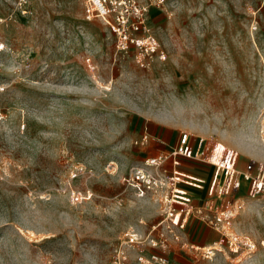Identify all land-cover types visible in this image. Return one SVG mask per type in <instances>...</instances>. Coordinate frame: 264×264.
<instances>
[{
	"label": "rangeland",
	"instance_id": "obj_1",
	"mask_svg": "<svg viewBox=\"0 0 264 264\" xmlns=\"http://www.w3.org/2000/svg\"><path fill=\"white\" fill-rule=\"evenodd\" d=\"M88 2L0 0V264H111L117 247L127 264H264V194L233 196L244 205L230 230L197 216L152 228L174 186L127 182L133 166L167 167L170 182L172 159L151 161L183 133L205 153H237L239 169L264 163V0L152 7L166 58L146 66L87 18ZM210 166L181 158L177 169L211 176ZM231 231L254 252L233 253Z\"/></svg>",
	"mask_w": 264,
	"mask_h": 264
},
{
	"label": "built area",
	"instance_id": "obj_2",
	"mask_svg": "<svg viewBox=\"0 0 264 264\" xmlns=\"http://www.w3.org/2000/svg\"><path fill=\"white\" fill-rule=\"evenodd\" d=\"M166 0H89L87 18L102 20L109 29L115 33L117 46L120 50L127 52L131 47L135 48L137 58L143 66L149 64L155 58H166L165 52L148 26V14L152 7L164 8ZM145 61V62H144ZM203 140L197 145L191 142L188 133H183L173 151L160 156L158 161H151L159 167L171 158L174 166V175L170 182L166 179L168 168L162 169L154 176L147 169L133 166L130 169L127 182L139 190L151 191L155 188H163L169 183L174 186L172 195L168 199L165 208V218L152 228H186L193 216L199 217L208 227L225 231L232 228V222L237 212L243 207L241 197L233 199V196L248 188L249 197H257L264 194V163L249 164L245 169H239L238 154L224 151L222 154L205 153ZM181 158L201 159L212 165L214 175L207 188L206 197L200 203L190 192V187L204 189L206 180L191 174L181 172L177 166L181 165ZM186 177V179H185ZM184 183V184H183ZM222 231V232H223ZM224 233V232H223ZM227 244L233 253H237L242 244L247 252H254L255 243L249 239L242 238L236 232L231 231L224 234ZM135 242V238H132ZM216 248H209L206 255H214ZM128 255L122 247L115 249V257L111 264H127ZM142 260H144L142 258ZM167 258L160 255H152L149 264H164Z\"/></svg>",
	"mask_w": 264,
	"mask_h": 264
},
{
	"label": "crops",
	"instance_id": "obj_3",
	"mask_svg": "<svg viewBox=\"0 0 264 264\" xmlns=\"http://www.w3.org/2000/svg\"><path fill=\"white\" fill-rule=\"evenodd\" d=\"M251 157L256 158L258 156H251ZM210 167H211L210 170L213 173L214 169L212 168V166H210ZM192 172H193L194 175H197V176H199V177H201V178L206 180V184H205L206 188H204V189L199 190V189L192 188V187L189 188L190 192L192 193L193 197L195 198V201L201 203L203 201V198L206 197L207 188L209 186V182L211 181L213 175L210 176V174H206V172H208V171H206V172L204 171L203 173H200V172L198 173L197 171H192Z\"/></svg>",
	"mask_w": 264,
	"mask_h": 264
},
{
	"label": "bare ground",
	"instance_id": "obj_4",
	"mask_svg": "<svg viewBox=\"0 0 264 264\" xmlns=\"http://www.w3.org/2000/svg\"><path fill=\"white\" fill-rule=\"evenodd\" d=\"M253 150V149H252ZM251 156H258V154L256 152H250Z\"/></svg>",
	"mask_w": 264,
	"mask_h": 264
}]
</instances>
